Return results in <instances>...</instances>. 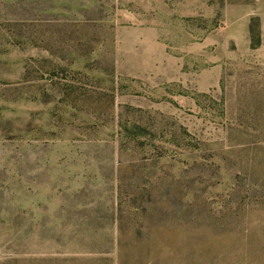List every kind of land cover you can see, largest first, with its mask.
<instances>
[{
	"label": "rangeland",
	"instance_id": "1",
	"mask_svg": "<svg viewBox=\"0 0 264 264\" xmlns=\"http://www.w3.org/2000/svg\"><path fill=\"white\" fill-rule=\"evenodd\" d=\"M0 264H264V0H0Z\"/></svg>",
	"mask_w": 264,
	"mask_h": 264
},
{
	"label": "trees",
	"instance_id": "2",
	"mask_svg": "<svg viewBox=\"0 0 264 264\" xmlns=\"http://www.w3.org/2000/svg\"><path fill=\"white\" fill-rule=\"evenodd\" d=\"M251 31L253 33V28ZM252 36H253L252 37V47L255 48V47L259 46V44H260V37H259V35H257V37L255 35H252Z\"/></svg>",
	"mask_w": 264,
	"mask_h": 264
}]
</instances>
